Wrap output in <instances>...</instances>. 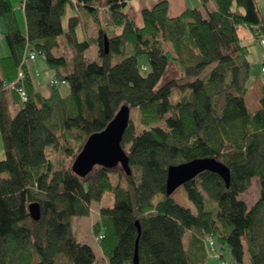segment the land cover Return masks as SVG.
Masks as SVG:
<instances>
[{
  "label": "trees",
  "instance_id": "trees-1",
  "mask_svg": "<svg viewBox=\"0 0 264 264\" xmlns=\"http://www.w3.org/2000/svg\"><path fill=\"white\" fill-rule=\"evenodd\" d=\"M127 3L0 0L9 50L0 57V264H93L94 252L76 239L73 219L88 216L106 193L113 205L100 208L92 229L103 232L98 243L108 264H132L135 222L139 264H210L209 239L219 257L227 248L234 264H243L245 241L248 264H264V92L249 112L250 44L236 33L249 31L261 62L264 0H198L176 15L160 0L140 11L139 24L126 13ZM68 6L87 11L98 26L95 37L77 38V15L64 29ZM91 43L97 60L86 56ZM32 53L53 72L46 96L35 87ZM112 56L119 61L112 64ZM165 72L171 77L158 85ZM122 106L138 109L139 120H129L120 143L131 170L119 174L125 186L113 184L114 171L103 167L75 175L70 166L87 137ZM47 148L61 154L57 169ZM196 158L227 166L229 185L210 171L181 185L194 213L166 194L165 180L169 166ZM254 178L259 198L248 207L239 195ZM206 196L214 211L205 207ZM31 203L40 207L36 221Z\"/></svg>",
  "mask_w": 264,
  "mask_h": 264
},
{
  "label": "rangeland",
  "instance_id": "rangeland-1",
  "mask_svg": "<svg viewBox=\"0 0 264 264\" xmlns=\"http://www.w3.org/2000/svg\"><path fill=\"white\" fill-rule=\"evenodd\" d=\"M104 3H105V0H98V6L100 8H102L104 6ZM133 5H135V4L128 2L125 10L130 11V9ZM152 5L153 4H151L149 7H152ZM141 9L142 8H136L135 11H139V15H140ZM134 14H131L130 17H135ZM75 15L79 16V19H80V23L78 24V26L76 28L77 38L82 41V39L90 40L91 38L95 37L96 36V30L98 29V26L94 22V20L88 15L87 11L85 9H82V8H78V7L77 8H75V7L70 8L69 6L66 8L65 14L61 18L64 29L67 28L69 17L75 16ZM139 18H140V16H139ZM2 33H3V27L0 24V56H4V55L9 54V50L7 48V45L5 44ZM236 33H237L238 38L240 37L239 39H241L244 43L250 44V51L248 54V59L250 60V62L252 61L253 58L256 59L258 52L259 51L262 52L261 47L257 44V41L255 39H252L249 31L244 29V28H238ZM58 40L62 41L63 38L61 37ZM57 54H60V51H58ZM86 56L90 59H94V58L96 59V47L94 46L93 43H91L89 45V49L86 53ZM261 58H262V54H261ZM119 59H120V57H118V56H112L111 57V63L115 64L119 61ZM139 60L145 61L144 57H139ZM34 62H36L38 64L41 62V63H43V65L38 66ZM34 62H33L34 65H36L37 69H38L37 70V76L34 78L35 87L38 91L42 92V91H44V89L47 90L49 81L52 79L53 72L46 65L44 59L41 56L38 55ZM263 64H264L263 59L260 62V65H261L260 69H259L258 65L253 66L251 64L250 77L247 81V86L250 88L249 95H248L249 109H252L250 107L251 106L250 102H251V99L254 97V94L256 92V91H254V87H253L254 79L258 78L260 80H264V72L262 71ZM170 69L172 71L174 70L173 67H171ZM170 69L168 71H171ZM260 70H261V72H260ZM170 77H171L170 73L165 72L162 75V78L159 81L158 85H162ZM36 80H37V83H36ZM58 86L60 87V89L63 93L68 90V87L66 85H58ZM175 92H176V90L172 91V100H174V95H175L174 93ZM16 111H17L16 106L11 108V114L12 115L15 114ZM130 119H132L134 122L139 121L138 120V109H133L130 111ZM159 125L161 126V128H164V126H165L163 123H160ZM141 129H142V127L139 124L138 131H140ZM1 151H2V147H1V140H0V152ZM46 155H47V158L54 165V168L57 169L58 168L57 164L61 160V154L59 152H53L52 150H48V148H47L46 149ZM112 170L114 171V173L110 174L111 175V182L113 184H116L119 181V184L121 186H125L123 177H121V176L119 177V174H123L121 168L119 166H116V167L112 168ZM171 197L175 200V202L178 205L183 206V207H187L194 213L196 212L194 205L188 200V198L186 196V192L182 186L176 188L172 192ZM239 198L242 199L247 204L248 207L250 205H252L259 198V187H258V181L256 178H254L252 180V183H251V186L249 187V189L247 191H245L244 193H242L241 195H239ZM112 205H113V196L111 193H106L102 196L100 201H94L91 203L90 214L88 216L76 217L73 219L72 230H73V233H74L76 239L81 243L88 244L94 252L95 260H94L93 264H108L106 259L103 257V254L101 252V249H100L99 243H98L99 240H101V239H98V237L101 234L103 235V232L101 231V233L99 235H95L93 232L92 226L99 217L100 208L112 207ZM215 206H216L215 202L210 200L206 196L205 207L208 209L212 208L214 211ZM188 238H189V233H186L184 236V242H187ZM243 244H244L243 264H248V253L246 250V242L243 241ZM209 249H211V248H209ZM212 252H213V254H211V255L208 254L210 264H222L224 262V260L228 264H234L231 257H230L229 250L227 248H225L224 250L221 251L222 258L224 260L221 257H219V253L217 252V250L215 248H213Z\"/></svg>",
  "mask_w": 264,
  "mask_h": 264
},
{
  "label": "water",
  "instance_id": "water-1",
  "mask_svg": "<svg viewBox=\"0 0 264 264\" xmlns=\"http://www.w3.org/2000/svg\"><path fill=\"white\" fill-rule=\"evenodd\" d=\"M103 48L107 52V41L105 39L103 41ZM129 120L130 109L125 106L120 107L102 131L87 137L80 152L70 166L71 171L79 177H85L96 166L105 169L119 166L125 175H130L131 170L128 157L120 144ZM203 171L216 173L224 181L225 186L229 185V169L227 166L213 158H196L186 163L171 165L167 168L165 180L166 194H172L176 188ZM28 212L33 220H38L40 218L39 204H29ZM135 227L137 236L132 264H139L137 243L140 226L138 222H135Z\"/></svg>",
  "mask_w": 264,
  "mask_h": 264
},
{
  "label": "crops",
  "instance_id": "crops-1",
  "mask_svg": "<svg viewBox=\"0 0 264 264\" xmlns=\"http://www.w3.org/2000/svg\"><path fill=\"white\" fill-rule=\"evenodd\" d=\"M157 1H160V0H157ZM157 1L156 0H128V2L134 3L135 5H133L131 7L130 11H126V13L128 14V16H131V14L135 13L134 14L135 17H133V18L139 24L140 23V18H139L140 15H139V11H135L136 8H142V9L150 8L149 6L151 4L154 5L155 2H157ZM166 1L169 4V13L172 14V15H176V14L180 13L187 6H190V7L198 6V0H166ZM5 56H7V55L0 56V57H5ZM33 60H35V59H33ZM251 64L253 66H257L258 65L259 69H260V51L258 52V55L256 56V59L255 58L252 59ZM36 65L41 66V65H43V63H41V62L39 64L36 63ZM36 65L34 67H35V72H36V76H37V70L38 69H37ZM36 83H37V80H36ZM253 84H254L253 85L254 91H256V92H255L254 97L251 99V102H250V104H251L250 107L252 109H249V105H248L249 104L248 95H249V90H250L249 87H248L249 89H248L247 94H246L245 99H244L246 108H247V110L249 112H253V111H255L258 108L257 100L262 95V92H264V80H260V79L256 78V79H254ZM48 92L49 91H48V88H47V90L44 89V91H42L41 93L46 96V95H48Z\"/></svg>",
  "mask_w": 264,
  "mask_h": 264
},
{
  "label": "built area",
  "instance_id": "built-area-1",
  "mask_svg": "<svg viewBox=\"0 0 264 264\" xmlns=\"http://www.w3.org/2000/svg\"><path fill=\"white\" fill-rule=\"evenodd\" d=\"M260 44L261 45H264V40L263 39H261V41H260ZM29 58L30 59H33L34 58V54L32 53V54H30L29 55ZM262 59L264 60V53H262ZM262 71L264 72V64H263V66H262ZM18 78L19 79H21L22 78V73L21 72H19V74H18ZM52 83H56V81H51ZM61 83L63 84L64 83V81H61ZM8 86H13V83H11L10 85H7V87ZM17 93H18V95H19V98L21 99V101H26V99H27V97H26V94H25V92L22 90V88H17ZM103 237V235L101 234L99 237H98V239H101ZM213 245V246H212ZM208 246L209 247H207V252H208V254H213V252H212V250H213V248H214V243H213V241H212V239H209V241H208ZM209 248H211V249H209ZM222 264H226L225 262H223Z\"/></svg>",
  "mask_w": 264,
  "mask_h": 264
}]
</instances>
